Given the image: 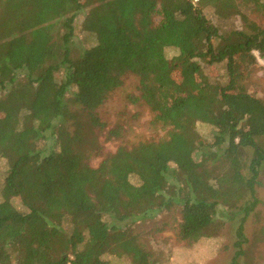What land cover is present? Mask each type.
Returning <instances> with one entry per match:
<instances>
[{
    "label": "trees",
    "instance_id": "obj_1",
    "mask_svg": "<svg viewBox=\"0 0 264 264\" xmlns=\"http://www.w3.org/2000/svg\"><path fill=\"white\" fill-rule=\"evenodd\" d=\"M245 8L264 12V0H0V264H160L129 226L164 212L173 228L152 234L171 230L188 247L235 216L229 264H252L245 224L264 186V101L240 82L255 52L264 57V28ZM81 16L91 48L76 41ZM238 16L241 29L225 26ZM223 63L225 83L206 73ZM128 74L139 79L133 101L165 135L121 144L93 167L98 110ZM199 123L216 131L211 146Z\"/></svg>",
    "mask_w": 264,
    "mask_h": 264
},
{
    "label": "rangeland",
    "instance_id": "obj_2",
    "mask_svg": "<svg viewBox=\"0 0 264 264\" xmlns=\"http://www.w3.org/2000/svg\"><path fill=\"white\" fill-rule=\"evenodd\" d=\"M248 18L257 26L264 28V12H257L252 9H243ZM206 18L213 24H217V17L212 8H207L204 12ZM83 17L77 19L76 41L84 48L93 47L96 42L92 34L82 30ZM227 28L241 29L243 27L241 18L235 17L225 25ZM170 60L178 55L172 48L166 50ZM256 62L252 66V71L248 72L240 82V86L246 92L264 101V57L255 52ZM206 73L216 81L225 83L226 65L216 64L206 67ZM139 79L128 74L124 77L122 87L113 91L105 104L98 110L99 116L106 127L103 130H94L99 152H95L91 159V166L98 167L108 154L114 153L121 144L138 141L158 140L165 135V131L154 125V114L142 101L135 103L133 98L139 97ZM111 130H120L121 138L110 135ZM197 131L203 140L210 146L214 144L215 130L207 124H197ZM215 151L216 148H212ZM199 153V158H201ZM5 162L0 161V190L5 174ZM132 183L138 185V179L132 178ZM258 197L261 204L258 206L257 214L251 216L245 224L246 234L251 240V262L252 264H264V241L254 243L255 237L264 228V186L258 189ZM2 197L0 195V202ZM14 207L23 213L27 209L22 205L19 198H13ZM152 220L138 221L130 224L129 228H136L144 232L145 238L155 251L160 264H229L232 260L234 250L232 245L235 241L236 228L239 221L235 216L225 220V229L220 236L210 239H202L197 244L188 247L184 243L178 242L171 230H164L152 234V228H173L164 225V221L173 222L172 213H160ZM109 221V219H106ZM112 264H126L125 260L116 259L113 256H105Z\"/></svg>",
    "mask_w": 264,
    "mask_h": 264
}]
</instances>
